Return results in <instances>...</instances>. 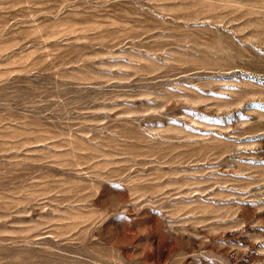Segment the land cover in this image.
<instances>
[{
  "label": "rangeland",
  "instance_id": "obj_1",
  "mask_svg": "<svg viewBox=\"0 0 264 264\" xmlns=\"http://www.w3.org/2000/svg\"><path fill=\"white\" fill-rule=\"evenodd\" d=\"M0 264H264V0H0Z\"/></svg>",
  "mask_w": 264,
  "mask_h": 264
}]
</instances>
